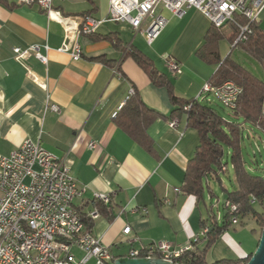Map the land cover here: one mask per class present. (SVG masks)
<instances>
[{
  "label": "crops",
  "instance_id": "crops-1",
  "mask_svg": "<svg viewBox=\"0 0 264 264\" xmlns=\"http://www.w3.org/2000/svg\"><path fill=\"white\" fill-rule=\"evenodd\" d=\"M52 6L47 12L38 3L0 0V157L10 155L26 138L62 157L81 189L74 206L115 255L162 240L175 248L202 247L201 222L208 219L212 194L209 203L198 202L181 189L187 163L200 144L199 131L187 125L186 116L171 117L175 107L169 89L153 83L133 57L125 56L124 47L152 58L177 96L197 99L217 68L197 54L212 22L195 6L179 17L161 5L158 11L168 24L153 43L129 23L106 21L93 37H80L83 55L77 61L61 51L65 27L60 16L104 18L109 0H52ZM259 21L264 29V11ZM222 31L226 35L219 48L224 58L233 30L228 26ZM114 38L124 47L116 48ZM33 45L47 55V63L35 53L24 63L15 58L14 47ZM101 56L108 63L98 59ZM170 59L181 64V73H171ZM131 88L161 114L147 129L152 151L133 140L112 115L127 102ZM173 119L179 121L175 127L170 125ZM96 193L109 195L110 201L96 199ZM95 209L99 216L92 218ZM217 215L222 221L223 212ZM243 224L220 234L206 255L208 263L245 259L255 251L261 234ZM127 225L130 234L124 233Z\"/></svg>",
  "mask_w": 264,
  "mask_h": 264
},
{
  "label": "built area",
  "instance_id": "built-area-1",
  "mask_svg": "<svg viewBox=\"0 0 264 264\" xmlns=\"http://www.w3.org/2000/svg\"><path fill=\"white\" fill-rule=\"evenodd\" d=\"M19 2L38 3L47 12L53 11L52 0ZM109 3V13L104 18L61 15L60 20L65 27L61 51L70 52L73 59L78 61L83 55L80 37L95 33L106 21L129 23L135 32L142 33L151 44L168 24V20L158 11L161 5L179 17L195 6L218 28L234 21L236 14L259 21L264 11V0H109ZM237 24L241 29L237 40H242L246 32L251 30L247 24ZM13 50L15 58L21 63L32 53L41 61L48 62L47 55L40 52L39 45L14 47ZM168 67L171 73L182 72L181 64L175 59L168 60ZM39 83L43 85L42 81ZM243 92V86L233 80L218 85L207 81L197 99L201 101L213 95L224 107L235 111ZM134 93L135 89L131 88L129 97ZM185 108H190V104ZM52 109L58 111L56 105H52ZM117 113L115 111L112 115L116 116ZM178 123V119H173L170 125L175 127ZM91 146H95V143H91ZM226 170L223 167L222 171ZM80 193L78 181L64 159L40 142L26 138L10 155L1 156L0 264H113L117 255L100 238L85 229V221L73 204L74 198ZM95 198L105 203L110 201V196L104 193H96ZM255 200L253 196L251 202L255 203ZM224 205L232 222L238 224L239 205L228 200ZM143 211L148 212L146 208ZM98 216L97 209L91 212L92 218ZM131 231L129 225L124 228L126 234ZM206 232L207 228H204L203 234ZM188 250H193L192 244L175 248L169 241L162 240L131 249L127 256L161 257L172 263L184 264L178 261V257Z\"/></svg>",
  "mask_w": 264,
  "mask_h": 264
},
{
  "label": "trees",
  "instance_id": "trees-1",
  "mask_svg": "<svg viewBox=\"0 0 264 264\" xmlns=\"http://www.w3.org/2000/svg\"><path fill=\"white\" fill-rule=\"evenodd\" d=\"M237 23L247 24L249 30H251L246 32V37L242 40H237L241 32ZM227 25L233 30L232 35L229 37L232 46L248 52L264 69V29L261 27L260 21H252L242 14H236L235 20L229 21L225 26ZM225 26L218 28L212 25L207 32L204 44L198 49L197 54L205 62L217 66L209 80L212 84L218 85L224 83V81L233 80L243 86L244 92L239 99L237 110L232 111V116L243 118V122H229L203 101L177 96L172 81L159 71L152 58L138 49L131 48V46L124 47L117 38L113 39L116 48L124 47L125 56L133 57L134 61L150 76L153 83L157 86H166L169 89L175 107L171 117L181 118L186 116L187 125L199 131L200 144L195 155L187 163L185 182L181 187L185 193L194 195L198 202L205 201L207 176L216 169H219V173L223 172V167L227 169L224 173L228 171L227 163H223L225 145L232 150L231 160L238 187L235 191L228 193L226 200L239 205L240 221L238 224H234L227 209L222 221H218L217 213L210 205L208 207V219L201 222L202 228H207V232L201 238L205 244L202 247L197 245L199 242V239H197L195 241L197 245L195 251L188 250L178 257V261L184 264H241L247 262L251 255L245 259H223L213 263H208L206 255L221 233L234 225L243 224L246 217L253 216L261 227L264 224V213L260 214L255 209L257 203L264 207V177L253 175L247 169L243 150L241 149L244 138L243 123H250L252 126L264 131V80L258 78L250 69L231 57L230 54L224 58L221 57L219 42L226 35L222 31ZM93 35L95 33L88 36L93 37ZM98 59L108 63L105 56ZM126 101L114 119L119 127L125 130L133 140L152 151V141L147 129L161 114L147 107L136 92ZM188 104H190V108L186 109L185 106ZM210 193L213 194L211 191ZM253 196L256 198L255 203L251 202ZM88 224L85 221L86 230L90 229Z\"/></svg>",
  "mask_w": 264,
  "mask_h": 264
},
{
  "label": "rangeland",
  "instance_id": "rangeland-1",
  "mask_svg": "<svg viewBox=\"0 0 264 264\" xmlns=\"http://www.w3.org/2000/svg\"><path fill=\"white\" fill-rule=\"evenodd\" d=\"M224 29L228 30V26L224 27ZM228 54L250 69L258 78L264 80V69L262 68V65L248 52L239 47L230 46L226 56ZM202 101L215 109L225 120L229 122H243V118L241 117L234 118L232 116V111L224 107L213 95H209L208 99ZM243 133L244 138L241 149L243 150L245 157L246 167L253 175L264 177V131L245 122L243 123ZM225 149L223 163H227L228 171L226 173H219V169H216L207 176L208 178L205 181V200L209 203L210 191L213 192V208L217 214L218 210H221L223 212V217L226 214L224 204L228 193L235 191L238 187L231 160L232 150L227 145H225ZM255 209L260 214L264 213V207L259 203L255 204ZM243 225L251 233H261L262 227L253 216L246 217Z\"/></svg>",
  "mask_w": 264,
  "mask_h": 264
},
{
  "label": "water",
  "instance_id": "water-1",
  "mask_svg": "<svg viewBox=\"0 0 264 264\" xmlns=\"http://www.w3.org/2000/svg\"><path fill=\"white\" fill-rule=\"evenodd\" d=\"M113 264H178L172 263L168 259L161 257H130L127 255H117ZM241 264H264V224L255 251L251 254L247 262Z\"/></svg>",
  "mask_w": 264,
  "mask_h": 264
}]
</instances>
